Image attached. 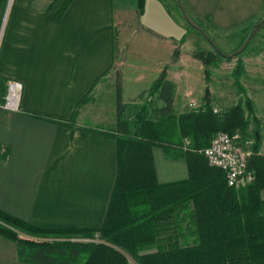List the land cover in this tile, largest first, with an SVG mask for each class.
Returning a JSON list of instances; mask_svg holds the SVG:
<instances>
[{
  "label": "crops",
  "instance_id": "obj_1",
  "mask_svg": "<svg viewBox=\"0 0 264 264\" xmlns=\"http://www.w3.org/2000/svg\"><path fill=\"white\" fill-rule=\"evenodd\" d=\"M54 1L12 0L0 37V76L21 85L18 108L0 106V211L31 225L98 227L116 175V145L113 137L85 129L113 133L118 77L124 108L144 99L159 77L162 66L131 56L140 50L131 42L136 28L148 29L136 23L146 13L153 12L158 26L168 23L166 0H144L142 14L138 0H71L59 17L64 0ZM181 3L191 16L227 31L260 16L264 0ZM173 20L179 25L167 34L177 35L165 39L187 30L182 18ZM128 57L142 60L146 76L138 70L127 76L138 68ZM189 63L201 72L200 63L190 57ZM166 78L176 85L174 112H185L176 98L188 89L186 82L178 83L176 72ZM152 154L159 183L187 178L183 160L161 148ZM0 264H19L15 244L2 236Z\"/></svg>",
  "mask_w": 264,
  "mask_h": 264
},
{
  "label": "trees",
  "instance_id": "obj_2",
  "mask_svg": "<svg viewBox=\"0 0 264 264\" xmlns=\"http://www.w3.org/2000/svg\"><path fill=\"white\" fill-rule=\"evenodd\" d=\"M170 1L182 13L187 30L195 31L209 43L198 24L201 20L185 12L181 0ZM70 2L64 0L57 17ZM6 3L0 0V20ZM143 8L144 0H138L139 14ZM261 18H254L239 30L246 33ZM205 22L210 21L206 18ZM223 57L216 47L210 52L193 53V58L204 66L222 61ZM205 74L207 80V70ZM7 82L0 76V104L4 102ZM207 94L206 89L200 109L176 114L175 84L166 78L163 69L146 95L149 100L156 96L161 106L154 109L152 116L147 102L128 121L124 118L118 77L113 133L85 129L115 139L116 175L103 222L88 228L39 226L0 211V236L15 244L18 263L264 264V156L258 155L260 138L253 134L252 150L257 155L249 165L254 171L253 182L240 188L228 187L225 173L208 165L202 151L219 131L238 138L249 135V123L240 104L213 112ZM86 100L84 97L79 105ZM252 110L247 99L246 111L252 115ZM153 148L183 160L187 178L159 183ZM94 235H98L99 242L89 241Z\"/></svg>",
  "mask_w": 264,
  "mask_h": 264
},
{
  "label": "rangeland",
  "instance_id": "obj_3",
  "mask_svg": "<svg viewBox=\"0 0 264 264\" xmlns=\"http://www.w3.org/2000/svg\"><path fill=\"white\" fill-rule=\"evenodd\" d=\"M54 2H57V0ZM11 3L12 0H7L5 10L0 20V37L3 32L7 14L9 12V10L5 12L7 4H9L10 7ZM164 4L167 7L166 16L168 18V23L162 22L161 25L158 26L157 19L154 17L153 12H148L145 14L144 18H139L140 20L136 21V23L140 24L141 26H145V29L147 26L148 29L145 31H136L139 28L135 29V34L133 35L134 37H132L133 40L131 39V45L140 50L136 53H133V55L130 53L129 54L135 58L141 59L142 57V60L148 62V64L150 62V65L156 64V67L162 66L161 72L163 69H166L167 73L170 72L171 74H174V72H176L181 76L182 80L177 78V82H186L188 89L185 91V93L181 94V97H177L176 99L178 106H186H184L186 108L184 109L185 112L196 111V109H200L204 103L203 98L205 96L206 89L208 92L207 98L210 101V105L213 110H216V112L228 110L240 104L242 109H244V117L249 123V135L241 136L237 145H239V147H241L244 151L254 154L252 150V147L255 143L253 134L257 133L258 137L260 138V148L258 155L263 156L264 11H262V14L259 16L262 18L259 21H256L251 29L246 33H241L239 28L244 27L247 25V23L245 25H241L240 27H236L235 29L223 31L218 30L211 25L209 26L208 24H205V20H203V23L198 20L199 26L204 30L210 40V42L207 43L193 30H185L183 36L181 35V37H174L175 39H165L167 36L177 35L167 33L172 31V29L175 30L172 26L173 23L175 25H179L178 22H175L173 19H181L182 13L177 10L176 5L170 0L164 1ZM148 11H151L150 6ZM185 12H188V10L186 9ZM182 21L184 23L183 19ZM162 33L165 35H159ZM215 47L224 55L222 61L214 60L215 62L212 65L204 66L202 62L193 58L194 52H210ZM143 48L146 49V51ZM175 51H177V58H174ZM189 57L191 59L193 58L195 62H198L202 65L201 72L194 70V63H189ZM141 61L128 57L127 63L130 64L131 62H135L138 68L127 72V76L132 77L136 75V73L132 72L135 70H138L144 76H146L141 70L143 68V63ZM206 70L208 71L207 80L205 74ZM148 74L150 73L148 72ZM201 80L203 84H201ZM144 86L146 85L138 86L136 90H140ZM133 90L135 89L132 88V91ZM202 91H204V94L201 98L197 99L196 97ZM247 99L251 101L253 109L252 115H249L246 111ZM147 102H149V107L152 110L150 113L152 116H154V109H156L157 106L159 104L161 105L162 103L157 99L156 96H152L150 100L146 96L144 99L141 97L140 100L135 101V104L125 106L124 118L128 121L131 120L134 114L138 112ZM189 102H194L195 106L193 108L188 107L187 104ZM178 112L179 110H175V113ZM52 240L58 239L52 238ZM132 261L134 262L133 259Z\"/></svg>",
  "mask_w": 264,
  "mask_h": 264
},
{
  "label": "built area",
  "instance_id": "obj_4",
  "mask_svg": "<svg viewBox=\"0 0 264 264\" xmlns=\"http://www.w3.org/2000/svg\"><path fill=\"white\" fill-rule=\"evenodd\" d=\"M21 85L16 81H8L4 102L0 104L7 110L18 108ZM188 107L193 108L194 102H189ZM216 112V110H213ZM237 135H229L225 132H217L209 146L202 151L208 165L218 168L225 173L228 187L240 188L253 182L254 171L249 168L247 161L252 153L244 151L237 141ZM88 240V239H87ZM89 241L99 242L98 235H94Z\"/></svg>",
  "mask_w": 264,
  "mask_h": 264
},
{
  "label": "water",
  "instance_id": "obj_5",
  "mask_svg": "<svg viewBox=\"0 0 264 264\" xmlns=\"http://www.w3.org/2000/svg\"><path fill=\"white\" fill-rule=\"evenodd\" d=\"M8 8H9V4H7V8H6V11L5 12H7ZM255 135H256V137L258 139V134L255 133ZM255 157H256L255 154H251V156L249 157V159L247 161V164L250 165L253 162V160L255 159Z\"/></svg>",
  "mask_w": 264,
  "mask_h": 264
}]
</instances>
